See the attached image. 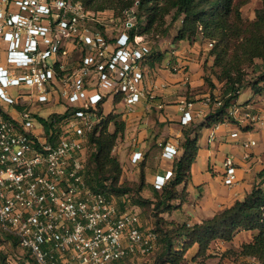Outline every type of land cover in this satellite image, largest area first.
<instances>
[{
	"label": "built area",
	"instance_id": "2783aa9c",
	"mask_svg": "<svg viewBox=\"0 0 264 264\" xmlns=\"http://www.w3.org/2000/svg\"><path fill=\"white\" fill-rule=\"evenodd\" d=\"M104 12L80 0H0V231L39 264H118L156 247L158 234L143 227L138 213L121 209L116 198L87 181L88 159L96 150L91 134L107 104L123 102L133 112L170 86L146 64L151 46L144 35L131 34L138 23L134 8L111 28ZM187 65L169 59L164 69L182 72L187 86ZM56 100L67 105L64 112L38 116L33 110L35 102ZM195 103L182 97L181 124L195 120ZM157 105L163 108L164 102ZM247 108L235 105L229 115L258 121ZM223 123L210 126V141ZM255 144L243 142L246 149ZM178 152L166 143L162 155L173 160ZM143 159L141 150L132 152V163ZM239 168L236 156L227 154L223 183H238ZM173 176V169L156 175L154 186L163 189Z\"/></svg>",
	"mask_w": 264,
	"mask_h": 264
},
{
	"label": "trees",
	"instance_id": "16d2710c",
	"mask_svg": "<svg viewBox=\"0 0 264 264\" xmlns=\"http://www.w3.org/2000/svg\"><path fill=\"white\" fill-rule=\"evenodd\" d=\"M88 9L105 11L107 8L115 9L113 0H80ZM123 9H131L133 0H119ZM248 0H139V13H147V24L137 25L131 34H145L165 19L175 10L177 15H183L182 25L176 39L196 40L199 35L211 39L210 54L214 55V66L224 67V75L219 79H227L224 91V102L221 106L213 108L206 118L199 124L200 127H210L218 122L230 121L229 108L240 95V87L246 84L244 65H255L260 59L264 66V0L262 7L257 10L253 20H245L241 7ZM141 16V15H140ZM163 53L153 52L146 59L152 70L156 63L164 60ZM190 70V65L185 66ZM207 80V79H206ZM264 70L257 81L251 83L254 94H261L264 85ZM105 109L103 104L98 106L99 113ZM61 115L54 114V117ZM47 127L52 125L45 119ZM115 125L114 130L109 129L110 124ZM101 125V126H100ZM91 134L92 144L96 150L88 159L87 181L92 189L101 190L114 198H121V209L127 205H134L135 194H140L146 187L145 160L140 163V177L137 187H129L122 180L123 165L118 157L113 155L119 133L124 135L126 122L119 113L113 110L107 112L100 124ZM99 131V132H98ZM98 132V134H97ZM200 134L197 128L184 129V138L181 143L182 153L175 157L173 162L174 176L159 190L154 187L157 203L161 211H171L185 202V195L189 194L185 186L188 181L192 164L199 150ZM181 186V187H180ZM179 200V203H174ZM172 229L163 231L162 253L154 264H184L188 250L197 246L194 257L206 255L212 242L216 240H232L242 231L253 233L250 241L242 244L240 254L254 258L249 264H264V169L259 172V181L246 194L245 198L238 199L229 207L216 212L213 216L194 223L172 222ZM15 241V240H13ZM25 260L11 261L0 251V264H39L35 259L26 255ZM128 258L121 263L126 264Z\"/></svg>",
	"mask_w": 264,
	"mask_h": 264
},
{
	"label": "crops",
	"instance_id": "0c3cea01",
	"mask_svg": "<svg viewBox=\"0 0 264 264\" xmlns=\"http://www.w3.org/2000/svg\"><path fill=\"white\" fill-rule=\"evenodd\" d=\"M0 45H4L0 41ZM3 60V54L0 53V61ZM180 64L187 63L190 65V83L186 86L183 81L182 72H170L168 69H160L157 79L167 81L170 86L160 88L158 98L155 101H142L133 112H130L127 105L123 102L110 105V111L119 113L121 119L126 122L124 131V140L127 146L134 150H141L144 153L146 162V187L145 191L154 190V180L156 175H164L167 170L173 169L175 158L167 159L163 157L162 152L164 145L170 143L177 145L179 152L182 153L181 143L184 138V129L196 127L199 131V150L195 161L192 164L191 174L186 181L189 201L197 199L199 205L196 209H190L189 214L196 213L197 221L203 218L213 216L216 212L225 207H229L238 199L245 198L246 194L252 189L253 185L259 181V172L264 169V110L258 109L260 118L254 124L256 127L248 128L246 120L240 117L238 123L225 121L216 134L214 141L209 140L211 127H200L197 122H201L212 112L213 106L205 103V99L196 97V111L198 115L189 125L181 124L182 113L179 110L180 100L183 96L195 93L200 84L201 73L203 68L196 55H178L176 58ZM208 93L202 95L207 97ZM242 93L239 95L238 104L250 100H243ZM252 100L247 106H259L256 103L261 100L260 94H252ZM164 102L163 108L157 105V102ZM244 109L243 106H240ZM259 130V136H254L253 131ZM237 131V136L232 133ZM259 137V138H258ZM247 139L256 141L248 149L243 146ZM250 152V157L245 158L244 153ZM131 152V154H132ZM131 154L120 158L123 165L122 180H139L140 161L137 164L131 162ZM227 154H234L240 164L239 181L235 185L228 186L221 179L222 161ZM193 208V207H192ZM142 222V221H141ZM143 224V222H142ZM144 227V226H143ZM145 228V227H144ZM250 232V231H249Z\"/></svg>",
	"mask_w": 264,
	"mask_h": 264
},
{
	"label": "rangeland",
	"instance_id": "374dc122",
	"mask_svg": "<svg viewBox=\"0 0 264 264\" xmlns=\"http://www.w3.org/2000/svg\"><path fill=\"white\" fill-rule=\"evenodd\" d=\"M113 1L116 5V8H107L103 14V17L106 18L105 22L108 25V28H111L112 26L115 27L117 23H120V21L123 22L127 18V9H123V3L119 0ZM133 1L134 5L131 8H134L136 16L141 23L139 26L143 27V25L145 26L147 24V13L142 12L140 14L138 8L139 0ZM262 5V0H248V2L241 7L244 19L248 21L253 20L256 17L257 10L260 9ZM113 15L115 16V20L109 21V17ZM182 18L183 15H177L175 10H172V12L165 17L161 24H158V27L155 26L151 32L143 34L148 45L151 46L152 51L163 53L165 57L161 63H156L154 68L164 69L169 59H171L172 62H177L176 58L179 54L184 56L196 55L198 61L201 64V68H203V72L201 73L200 84L198 85L197 89H195V93H189L188 97L193 100L197 99L196 97L205 99L206 96L202 97V95L208 93L207 96L210 98V104L214 108L219 107L224 102V91L227 86V79H219V75L223 76L225 74V66H214V55L210 54V49L213 47L211 45V39L204 38L203 35H199L196 40H178L175 38L179 28L182 25ZM243 68L245 70L246 84L241 86L239 90L240 94H243L241 97L243 100H247L249 97L250 100H247L242 104H238L237 99H235L229 110L232 109L233 106L237 105L243 106L244 108L248 107L247 109L251 111L252 114H258L259 108L264 110V91L260 94V96H262L261 100L256 102L260 103L259 106H247L246 104H249L252 100L251 97L252 94H254V90L251 86V83L257 81L260 73L264 70L263 62L260 59H256L255 65H244ZM259 85H264V81H260ZM217 101H221V105L216 104ZM109 105L110 104L108 103V107L106 106L108 112L110 111ZM66 109L67 105L64 102H59L57 100L48 104L35 102L33 107V110L38 116H48L49 114L56 111L64 112ZM34 121L36 124L35 130L40 132L41 125L38 123V119L34 118ZM228 122L238 123L239 118L232 117V119ZM255 122L256 121L247 122L249 125L248 128L256 127V124H254ZM197 123L200 124L201 122ZM114 128L115 125L111 123L109 129L113 131ZM253 135L259 136V130L253 131ZM124 143V135L119 133V137L117 138L115 147L113 148V155L123 159L125 155L129 156V154H131V146H127ZM180 143H182V141H180ZM123 181L126 182L129 187L133 188L137 187L139 183V180ZM187 196L188 195L186 194L185 202L189 201ZM117 202L121 208L123 201L120 197L117 198ZM173 202L179 203L180 201L174 200ZM133 203L134 205H127V208L138 213L141 221L143 222V226L148 230L155 231L158 234V239L154 250L147 254L140 253L131 257L130 259L128 258L126 264H154L158 261L160 254L162 253V243L160 240L163 237L164 232H162L160 229H163V231L172 229V222L174 221L175 223L197 222V214L195 212L189 214L190 209H196V205H199L197 199H192V201L185 204V206L181 205L171 211L163 212L156 207L157 200L155 194H153L152 191L143 190L140 194H135ZM252 235V232L242 231L238 233L232 240H216L212 242L207 254L199 257H194L196 253L195 251L197 249V246H194L188 250L184 264H249L254 261V258L241 255L240 249L243 243L251 240ZM0 251L8 256L11 261H20L27 258L23 250L19 247L18 243L8 239L1 231Z\"/></svg>",
	"mask_w": 264,
	"mask_h": 264
}]
</instances>
